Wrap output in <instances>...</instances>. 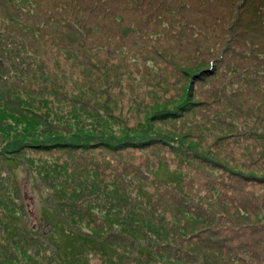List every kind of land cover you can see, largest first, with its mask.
<instances>
[{"label":"rangeland","instance_id":"obj_1","mask_svg":"<svg viewBox=\"0 0 264 264\" xmlns=\"http://www.w3.org/2000/svg\"><path fill=\"white\" fill-rule=\"evenodd\" d=\"M242 1L0 0V30L11 35L13 39L7 54L13 59L2 54L0 49V76L5 75L6 82L16 87L12 89V95L22 101L14 98L11 101L0 99V150L3 152L17 146L11 140L16 130L42 127L41 110L48 111L50 115L55 114L60 119H70L92 112L95 107L100 111L97 103L93 101L95 99L100 104H106L107 110L112 113L127 116L124 121L130 127L136 121L133 117L137 116V125L141 127L148 122L156 109L163 106L171 108L180 104L187 88V94L197 102L203 99L215 101L214 106L198 109L197 105L204 104L196 103L194 108L187 112V116L166 121V125L154 123L152 130L165 135L170 140L168 145L159 143L153 147L124 148L118 153H109L100 147L67 150L74 152L55 149L50 151V148L43 150L33 146L23 148V164L19 165L22 171L13 170L17 175L21 194V199L14 201V204L8 202L13 193L14 175L11 176L13 179L10 183L7 168L0 164V193L3 194L0 199V264H57L55 257L51 256V243H46L45 239L38 237L41 205H48L41 200V196L49 197L50 194L57 193L53 191L56 190L64 193L62 195H66L68 199L72 197L70 200L79 204H85V198L89 196L82 190L88 189V182L80 183L82 188L79 190L72 189L74 181L82 176L73 172L75 170H70V165L63 164V159L72 163H84V155H87L90 158L87 161L101 170L104 166H115L112 157H117L123 166L130 169V175H135L139 173L138 170L145 169L144 161L156 160L158 155V158L165 161L164 165L168 169L175 170V166L179 165L184 176L186 174L182 169L186 170L188 176L181 180V186L191 198L194 197L193 189L205 193L209 192L210 186H214L218 191L221 189L225 209L233 203L237 204V191L243 202H246V193L251 195L264 188V185L256 182H241V177L237 175L264 174L263 117L252 116L250 124H244L243 128L240 119L238 124H233L234 127L225 126L223 123L229 124L221 119L225 114L219 108L222 102L216 96L221 84L230 89V85L235 86L238 83L243 86L245 79L262 82L261 90L264 93V77L257 75L259 71L264 72V48L259 46L255 52L251 75L245 74V65L236 62L240 53L235 51L243 28L248 29L250 35L254 32H264V0H244V5L238 7ZM253 17H257L263 24L254 22ZM94 24L100 25L95 28L92 27ZM74 31L77 34L75 40L82 38V44L73 43L71 38L65 39L66 34H73ZM20 42L21 46L17 44ZM23 49L27 51L26 54ZM207 58L215 61L211 62L215 72L207 78L206 75H195L196 70L191 67H205L203 62H206ZM180 71H185L188 75L183 77ZM87 72H91L93 78H86ZM17 78H21V81ZM182 80L185 84L180 87ZM3 84L4 79H1L0 85ZM142 86L154 89L152 98L159 100L154 102H161L163 97H173L175 92L180 91L178 87L183 91L181 89V93H176L179 95L174 98H180L178 100L170 98L164 104L148 105V102L142 103L132 99V96L142 95ZM25 87L41 92H29L23 89ZM47 89L56 90L55 94ZM105 90L109 93V100L101 93H107ZM58 94L79 97V103L86 108H80L58 97ZM251 94H239V97L236 95L242 109L244 104L251 103ZM52 96L53 98H50ZM43 101H50V108L42 105ZM257 106L261 107L262 113L264 108L259 103ZM93 118L90 117L88 121H93ZM241 120L244 123V119ZM73 124L71 120L70 125L74 132L99 138L110 136L117 140L127 133L141 134V130L136 132L131 128L124 129L121 125L117 127L119 123L115 120L99 124L94 120L91 130L84 125L75 130ZM185 125L192 126L193 131L192 134L187 133V137L183 130ZM207 127L212 130L210 133ZM249 127L253 129H248ZM33 139L37 141L39 138ZM27 167L32 169L34 178L30 177L32 183L26 186L23 182L26 177L23 170L28 169ZM117 175L123 177L119 171ZM63 177H67V180ZM74 177L77 178L71 181ZM110 177L111 175L105 176L104 181L109 183ZM39 180L41 183H50L51 188L40 192L34 184ZM156 185L163 194L162 202L177 195L173 188H166L158 183ZM235 187L237 191L234 190ZM60 193L57 195H61ZM49 205L53 206L52 203ZM16 209L26 212L22 224L28 233L17 232L14 236L18 237L9 239L6 237L3 221L7 212L15 213ZM81 209L82 212L77 207L60 211L58 209L57 213L60 212L66 218L69 228L75 231L84 230L92 235L107 236L110 230L105 228L104 222L86 217L88 215H85L84 210H90L95 217H106L110 213L114 216V227H118L123 220L132 222L131 215L124 209L109 212L104 207L94 205L83 206ZM173 210L168 207L166 217L176 220L177 213ZM220 224L221 222H218L212 229L219 235H224L223 238L226 239V235L231 234L223 233ZM199 225L197 224V227ZM33 226L35 230L31 228ZM113 230L115 231H112V239L108 238L116 243L117 247L124 248L128 243L127 239L121 237L122 234L117 228ZM49 232L51 231L47 230L43 233ZM10 233L13 234V230H10ZM164 238L170 240V237ZM22 241L26 247H22ZM187 244V247L177 244L186 256L181 255V252L180 258L162 256L157 264H193L195 256L209 253L204 248L192 252L193 245L189 242ZM13 248L16 252H12V258L6 257L11 255ZM260 257L264 258V255L260 254ZM85 258L89 264H136L122 259H108L96 252H89Z\"/></svg>","mask_w":264,"mask_h":264},{"label":"trees","instance_id":"obj_2","mask_svg":"<svg viewBox=\"0 0 264 264\" xmlns=\"http://www.w3.org/2000/svg\"><path fill=\"white\" fill-rule=\"evenodd\" d=\"M6 1L9 2L10 0ZM99 25L94 24L92 27L96 28ZM78 31L80 30L78 29ZM76 36L77 34L74 31L73 34H66L65 39L71 38L73 43L77 44L79 42L82 44V38L81 40L78 38V41H76ZM254 42H256V47L250 45L247 52L249 57L255 56L258 45L264 44V40L260 41L257 39L256 41H252V43ZM12 43L13 39L11 38V35L5 34L2 30H0V49L2 54L8 56V48ZM17 44L19 46L22 45L21 42ZM22 51L25 54L27 53L25 49ZM8 57L13 59L10 56ZM210 62L215 61L207 58L206 62L203 63L205 67L201 68V66H198L195 68L191 67V69L196 70L195 75H206L207 78V76L215 72V67L210 64ZM251 70L252 67H248L249 73H251ZM180 73L183 77L188 75L185 71H180ZM257 75L264 77V72L259 71ZM90 76L93 78V74H91V72L88 73L86 78ZM1 79H4V84L0 85V99L11 101L14 98L15 100L20 101V98L12 95V89L16 87L6 82L5 75L0 76V80ZM17 80L21 81V78H17ZM245 81L246 82H244L243 86H241L240 83L235 86L230 85V89L224 84H221L219 91H217L219 94L216 96L222 102L219 108H221L225 114V116L221 117V119L224 122H227L229 125L225 123L223 124L225 126H229L230 128L234 127V123L238 124L239 119L242 124L241 128L250 124L252 116L254 118L263 117L262 119H264V111L260 113L261 107L257 106L259 103L264 108V93L261 90L263 83L260 81H254L253 79H245ZM184 84L185 82L182 80L180 87H183ZM180 87H178V89L181 91L182 88ZM23 89L28 91L33 90L26 87ZM142 89V95H136L137 98L136 96H132L133 98H131L137 99L139 102H148V105L154 103L164 104L167 103L170 98H173V100L180 99L174 98L179 95L176 93H181L178 91L175 92L173 97H163L161 99L162 103L154 102L159 101L152 98L151 93L154 89L149 86H142ZM188 89L189 88L185 89L186 94L184 93L182 96V102L180 104L178 103L171 108L163 106L156 109V111L149 117V120L151 119V121L148 120V122L141 127H138L137 125L139 123L137 116L133 117L136 121L134 124H131L132 127H130L127 125L126 121H124V117L127 116H123L120 113H112L107 110L108 107L106 104H100L95 99H93V101L97 103V107L100 111H98L95 107L91 110L92 112L70 118L74 123L73 125L76 128L75 130L80 129L81 125H84L86 128L91 130L93 128L92 123L94 120L98 124L105 123L107 121L113 122V120H115L119 123L117 124V127H120L119 125H121L123 128H131L136 132L141 130V134L135 133L131 135L127 133L123 136V138L117 140H114L110 136L99 138L89 134H81L78 131L74 132L71 128V120L69 118L63 117L60 119L58 118L59 116H56L55 114L50 115L48 111L41 110L40 122L42 127L21 128L20 130H16L13 133L11 140L15 142L17 146L5 150V152L0 150V164H4V167L7 168V175L10 183H12V175H14L15 180L13 183V193L8 199V202L14 204V201L21 199L17 183V175L13 172V170L21 169L19 165L23 164V148L33 146L43 150L50 148V151L55 149L57 151L61 150L66 152L67 150H87L88 148L100 147L109 151V153H118L124 148H141L146 146L153 147L159 143L162 145H168L170 140L165 135H161L152 130V125L154 123L159 122L166 125L168 123L166 121L185 117L188 115L187 112L194 108L196 103L204 104L197 105V109L214 106L215 104L213 99L209 101L203 99L198 102L193 98L191 99L192 96L190 97V95L187 94ZM33 91L41 92L38 89H34ZM47 91L55 94L56 90L47 89ZM105 91L107 92V90ZM101 93L104 94L105 99L109 98L108 92ZM248 93H252L251 95H253L251 96V103L249 102V104H244V109H242L239 105L241 104L238 100L239 94L248 95ZM236 95H238V97H236ZM58 97L76 104L80 108H86L79 103L78 99L80 98L75 97L74 95L67 97L66 95L58 94ZM158 97L161 96L158 95ZM50 98H53V96ZM26 100H28L27 97ZM39 102L41 103V100ZM132 103L134 104L135 102L133 101ZM50 104V101L42 102V105L46 108H50ZM39 108L43 109L42 107ZM70 110L73 111L74 109L70 108ZM1 116L4 117L3 114ZM90 117H94L93 121H88ZM85 119H87V121H85ZM241 119H244V123ZM16 120L18 121L19 119ZM39 124L40 123H38V126ZM207 128L210 133L212 130H210L209 127ZM248 129L253 128L249 127ZM183 130L185 131L184 135L186 137L188 136L187 133H193L192 126L187 127L185 125ZM39 134H42V136ZM1 136L3 137L2 133ZM34 137H38L39 139L34 141ZM84 156H86L84 157V160H86L84 163H77L76 161L72 163L68 159H63L62 161H64V163L62 161L61 162L63 164L70 165V170H75L73 172H78L77 174L82 176L79 178H77L78 176L74 177L71 180L73 181L77 178L74 181L72 189L79 190L81 187L80 183L88 182V189H82L84 190V194L87 193V195H89L85 198V204H79V202H75L74 200L71 201L70 199H72V197L68 199L66 195H62L64 193H60L59 191L53 189L51 190L60 193L61 195L53 193L50 194L49 197L44 198V196H41V200L43 202L48 205L52 203L53 206L49 205V207L48 205H41L39 212L41 226L38 237L45 239L46 243H51V256L55 257L57 264H89L88 260L85 258V255L89 252H96L112 260L122 259L128 262L133 261L136 264L144 262H147L148 264H157L158 260L161 259L162 256L180 258L179 253L181 251L177 244L187 247V242L193 245L192 252L201 248H204L209 252L204 254V256H195V258H193L194 261H192L193 264H264V258L260 257V254L264 255V188L260 189L258 192L251 193V195L246 193V202H243L237 188L235 187L234 190L237 191V196L235 197L237 204L233 203L225 209L221 189L218 191V189L214 186H210L208 193L193 189L194 197L191 198L185 191L182 190L181 186V180L186 179L188 176V173L185 172L186 170L182 169L183 173L186 174V176H184L182 175L179 165L174 168L177 171L168 169L164 165L165 161L158 158V155H156V160L151 162L144 161L145 169L138 170L139 173L135 175H130V169L123 166V163L120 160H117V157H112V160L114 161L112 163H116L115 166H104L101 170H99L98 167L93 165V163H89L87 161L90 159L87 155ZM27 168L28 169L24 168L23 170V174L26 175L23 182L26 186L28 183L29 185L32 183L30 177L34 178L32 175V169L30 167ZM117 171H119L123 177H119L117 175ZM108 175H111L109 183L104 181L105 176ZM237 175L241 177V182L251 184L256 182L260 185H264V174L254 175L237 173ZM63 178L67 180V177ZM40 183L41 180H39V182H34L35 187L37 190H40V192L45 188H51L50 183L48 182ZM156 183L162 184L166 188H173L177 195L170 196L168 201L166 200L165 202H162L161 197L163 194L160 193L159 187ZM1 188L2 185L0 184V189ZM236 191L234 193H236ZM2 197L3 194L0 193V199ZM91 205H94L95 207H104L109 212H115L117 210L122 211L124 209L131 215L133 223L130 222V220H123L120 221L118 227H114V216H111L110 213L106 217H95L92 215L90 210H84L85 215H88L86 217H91L92 220H97L101 223L104 222L105 228L110 230L107 233V236L92 235L84 230L75 231L74 229L69 228L66 223V218L61 215L60 212L59 214L57 213L58 209L60 211L73 207H77V209L82 212L83 209H81V207ZM168 207L174 209L173 211L177 213L176 220L166 217ZM5 215L6 219L3 223L7 238L10 239L12 237H18L14 236L17 232H20L21 234H25V232L28 233V230L26 231L24 225L22 224V218L26 215L24 210L16 209L15 213L7 212ZM218 222H221L220 230H223V233L231 234L226 235L228 236L226 239L223 238L224 235H219L215 229H212L217 226L216 224ZM197 224L200 225L197 227ZM45 225H49L51 232L47 234L41 232L42 227ZM114 228H117L119 233L122 234L121 237H125L127 239L128 243H126L124 248L117 247L116 243L110 240L112 239V231H115L113 230ZM10 230H13V234L10 233ZM30 231L32 230L30 229ZM165 236L170 237V240H165ZM24 243L25 242L22 241V244ZM22 247H26V244ZM13 251H15L14 248L12 249L10 256H5L12 258ZM180 254L186 256L185 252H181Z\"/></svg>","mask_w":264,"mask_h":264},{"label":"water","instance_id":"obj_3","mask_svg":"<svg viewBox=\"0 0 264 264\" xmlns=\"http://www.w3.org/2000/svg\"><path fill=\"white\" fill-rule=\"evenodd\" d=\"M33 229H35V227H34ZM45 229H49V225H46V226H45ZM45 229L43 230L44 232H46Z\"/></svg>","mask_w":264,"mask_h":264}]
</instances>
